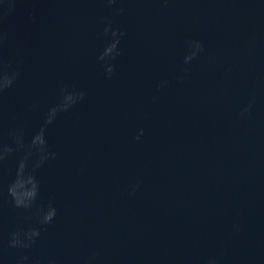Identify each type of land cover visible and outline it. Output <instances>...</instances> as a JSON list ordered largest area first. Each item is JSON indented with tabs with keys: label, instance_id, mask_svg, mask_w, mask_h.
<instances>
[{
	"label": "water",
	"instance_id": "1",
	"mask_svg": "<svg viewBox=\"0 0 264 264\" xmlns=\"http://www.w3.org/2000/svg\"><path fill=\"white\" fill-rule=\"evenodd\" d=\"M107 21L123 33L110 79ZM0 31L19 72L0 97L13 148L0 164V264H264V0H0ZM190 40L204 52L185 65ZM62 89L86 98L45 126ZM42 127L56 156L38 169L29 158L39 198L17 209L8 189ZM50 202L56 217L40 225ZM32 228L30 249L7 246Z\"/></svg>",
	"mask_w": 264,
	"mask_h": 264
},
{
	"label": "clouds",
	"instance_id": "2",
	"mask_svg": "<svg viewBox=\"0 0 264 264\" xmlns=\"http://www.w3.org/2000/svg\"><path fill=\"white\" fill-rule=\"evenodd\" d=\"M116 2L117 0H104V3L109 8H111ZM5 3L8 4L9 10H11L14 7L15 0H5ZM121 12L122 9H117L116 15H120ZM106 24L107 26L103 30V35L110 37L111 42L108 43L104 48L101 55L98 57V60L104 62L105 77L110 79L116 71L115 65L112 63V61H114L120 55L118 46L123 33L119 32L118 30H111V21H107ZM6 38L7 34L3 31H0V49H2ZM186 48L187 52L183 58V63L185 65L190 64L197 58L198 55L204 52V47L198 40L187 41ZM184 71L186 73L187 69H184ZM18 77L19 72L12 70L11 66L6 64L3 60V57L0 56V97H2L5 92L13 87ZM177 80L182 81L183 77H177ZM167 83L168 81L166 80L161 81L159 84H157L156 90L159 91L161 88L165 87ZM85 98L86 93L83 91H67L62 89L59 103L48 110L44 120V125L47 126L52 124L57 118L58 114L68 111L76 104L82 102ZM251 106L252 105L250 102L248 106L241 110V117H244L249 113ZM32 107L34 108L35 106L33 105ZM8 135L15 139V144L17 146L16 150L24 149L21 133H18L16 130H12L8 133ZM141 135H143L142 131L136 137H134V139L138 141ZM12 152L13 148L0 140V164H3V162L7 160ZM33 155L37 157V160L33 165V169H38L45 161L54 159L56 156V153L49 152L46 149L43 127L34 135L31 143L28 145L24 158L20 160L17 166L16 178L8 189V194L13 201L14 207L17 209H24L25 211L31 210L39 198V183L32 172L27 171V161ZM138 187L139 184L133 185L129 191V195H134ZM56 212L57 210L51 202L43 209L38 208V223L40 225L51 224L56 217ZM39 236L40 231L35 228L28 229L26 231L17 230L10 235L7 246L9 248L16 249H30ZM27 259V256L20 257L18 264H24V261ZM95 260L96 254H93L88 258L87 264H94ZM207 264H218V262L215 258H212L207 261Z\"/></svg>",
	"mask_w": 264,
	"mask_h": 264
}]
</instances>
